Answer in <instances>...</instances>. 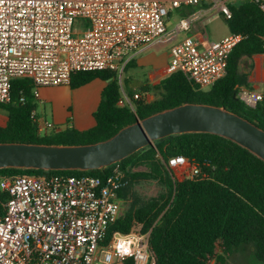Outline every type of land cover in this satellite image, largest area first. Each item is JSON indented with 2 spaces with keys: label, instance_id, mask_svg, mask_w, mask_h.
Returning a JSON list of instances; mask_svg holds the SVG:
<instances>
[{
  "label": "built area",
  "instance_id": "1",
  "mask_svg": "<svg viewBox=\"0 0 264 264\" xmlns=\"http://www.w3.org/2000/svg\"><path fill=\"white\" fill-rule=\"evenodd\" d=\"M204 3L231 17L227 0H0V104L9 102L14 79L31 80L34 100L40 88L69 85L77 72L109 70L120 81L131 53L172 39L196 19L183 18L167 33V6ZM260 7L264 12V0ZM77 19L86 21L81 31ZM241 39L230 33L202 48L185 37L171 47L168 70L210 88L226 75ZM237 96L255 107L264 102V89L242 88ZM137 99V93L121 91L117 105L135 113ZM167 165L181 168L184 178L204 175L199 163L183 156L169 158ZM126 185L118 167L104 177L0 176V193L8 194L0 202V264H156L150 230L143 232L141 224L126 233L111 230L120 216L118 193Z\"/></svg>",
  "mask_w": 264,
  "mask_h": 264
},
{
  "label": "trees",
  "instance_id": "2",
  "mask_svg": "<svg viewBox=\"0 0 264 264\" xmlns=\"http://www.w3.org/2000/svg\"><path fill=\"white\" fill-rule=\"evenodd\" d=\"M228 8L231 13L226 19L228 29L242 39L229 56L226 75L212 87L200 89L181 72H171L143 90L145 94L153 89L159 98L148 102L141 96L134 100L135 115L129 107L117 105L121 80L116 72H77L71 77L72 88L96 78L107 82L93 114L95 125L84 131L65 130L47 138L39 136L31 80L14 79L9 102L0 104L7 117L0 126V142L65 145L76 144L79 139L83 144L95 143L136 121V116L143 119L184 103L223 107L264 130V102L249 107L237 96L239 88L246 85V75L238 66L244 58L264 52V12L260 0H245ZM131 64L127 63L123 72ZM127 95L133 96L130 90ZM176 156L199 163L204 175L176 179L167 165L168 159ZM138 166H145L148 171L130 170ZM115 167L127 180L118 193L120 200L126 199L138 180H157L165 187L164 193L145 202L133 197L128 209L111 227L126 233L132 225L141 224L143 232L150 230L149 245L156 264H225L226 258L242 245H252L255 258L264 264V161L224 137L210 133L171 135L99 170L4 168L0 169V176L104 177ZM7 199V193H0V202Z\"/></svg>",
  "mask_w": 264,
  "mask_h": 264
},
{
  "label": "water",
  "instance_id": "3",
  "mask_svg": "<svg viewBox=\"0 0 264 264\" xmlns=\"http://www.w3.org/2000/svg\"><path fill=\"white\" fill-rule=\"evenodd\" d=\"M185 133H210L224 137L264 161L262 128L223 107L184 103L137 119L110 138L95 143L0 142V169L99 170L120 162L156 140Z\"/></svg>",
  "mask_w": 264,
  "mask_h": 264
},
{
  "label": "crops",
  "instance_id": "4",
  "mask_svg": "<svg viewBox=\"0 0 264 264\" xmlns=\"http://www.w3.org/2000/svg\"><path fill=\"white\" fill-rule=\"evenodd\" d=\"M243 1L245 0H227V5H238ZM175 10L180 17L179 21L190 16L196 17V19L190 22L187 31L180 32L183 34L182 38L177 39L176 35L168 41H164L163 39L155 41L150 45L140 47L126 59V61L128 60L126 63L131 62L132 64L123 72L125 73L124 83L132 87V83L136 84L138 86L136 89L141 90L142 97L148 102L151 101L150 91L148 90V92L144 94L143 90L157 84L170 74L168 70V59L170 60V49L174 44L180 42L185 37H191L199 42L200 47L203 48L206 46L207 42L219 40L230 34L225 17L220 14L215 7L211 6L210 3H204L198 6H182ZM176 25L173 29L167 30V33L174 31ZM160 44L170 45L169 51L167 50L168 59L163 63L155 60L151 54H147ZM240 66L241 68L239 71L244 72L246 75V85L241 86L239 89L262 91L264 89V52L254 54L248 59L244 58ZM106 84L107 82L96 78L75 88L71 87V83L66 86H56L61 90L57 100L60 101L62 106L67 108L69 117H67L65 121L64 128L58 129L55 133L63 132L64 129L67 130L66 124H69L72 129L78 131H84L93 127L95 125L93 114L97 109L100 101V94ZM44 88L47 87L39 89L40 98L39 100H35V102H41L42 99H44ZM6 121L7 117L5 123Z\"/></svg>",
  "mask_w": 264,
  "mask_h": 264
},
{
  "label": "rangeland",
  "instance_id": "5",
  "mask_svg": "<svg viewBox=\"0 0 264 264\" xmlns=\"http://www.w3.org/2000/svg\"><path fill=\"white\" fill-rule=\"evenodd\" d=\"M168 7V17L166 18V29L169 31L174 28V26L179 21L180 17L176 13L175 9H171ZM86 21L83 19H77L75 21V28L76 31H81L85 28ZM180 33V32H179ZM177 33V39L182 38V33ZM170 45L160 44L157 45L155 48L149 51L147 54H151L158 62H165L168 59L167 50L169 51ZM152 52V53H150ZM145 54V55H147ZM144 55V56H145ZM169 62V59H168ZM145 73V72H144ZM132 74V73H131ZM146 74V73H145ZM124 76L125 73L121 74V90H123L127 94V90H130L131 94L137 93L139 97L142 96L141 90L136 89L138 86L132 83L133 87L130 85H124ZM142 76V74H141ZM136 77V76H135ZM137 78V77H136ZM45 97L42 101H36V117L39 126V136L40 137H47L51 138L55 136V131L58 129H63L65 125V121L69 114L67 112V108L60 104V101L57 100V97L61 90L57 87H47L44 88ZM150 92V99H157L160 97L156 91L153 89L149 90ZM68 115V116H67ZM6 120V113L0 109V126L5 124ZM45 122L50 123L53 125L52 128H46ZM66 128L72 129L69 124H66ZM66 129H64L65 131ZM76 144H83L82 140L77 139ZM131 171H148L145 166H138L130 168ZM183 170L181 168L175 169L173 171V175L178 180H183ZM165 192V187L157 180H138L133 183L129 195L126 199L121 200L120 204V215H122L130 206L131 202L134 200L133 197H137L140 202L148 201L153 197H157L161 193ZM225 264H261L254 256V247L252 245H242L239 248L235 249L234 252L229 255L226 260Z\"/></svg>",
  "mask_w": 264,
  "mask_h": 264
}]
</instances>
